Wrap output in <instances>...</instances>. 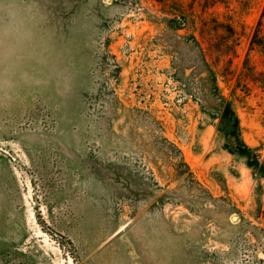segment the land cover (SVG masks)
<instances>
[{"label":"rangeland","instance_id":"374dc122","mask_svg":"<svg viewBox=\"0 0 264 264\" xmlns=\"http://www.w3.org/2000/svg\"><path fill=\"white\" fill-rule=\"evenodd\" d=\"M206 1L0 0V264H264L188 39L264 161V0Z\"/></svg>","mask_w":264,"mask_h":264},{"label":"trees","instance_id":"16d2710c","mask_svg":"<svg viewBox=\"0 0 264 264\" xmlns=\"http://www.w3.org/2000/svg\"><path fill=\"white\" fill-rule=\"evenodd\" d=\"M220 1L207 0L205 8L213 6ZM167 21L170 25L177 24L176 17L170 18ZM259 23L260 21L258 22V26L260 25ZM258 30L259 27L255 30L249 42V48L250 50L259 49L263 51L264 41L257 40ZM230 33H232L231 30ZM188 39L192 52L195 54L194 58L198 62V65L194 67H199L201 73L204 74L203 78H199V82H201L200 87H202V91L200 92L203 99L202 102L205 103L206 99L210 100L208 105H204V109L215 127L217 136L222 141V149L235 159L241 161L250 170L252 178L260 182L264 179V161L260 160L256 149L250 148L242 141L237 115L231 108L229 101L220 93L217 87V74L215 70L206 61L205 53L195 37L190 35ZM174 149L177 151L176 148Z\"/></svg>","mask_w":264,"mask_h":264},{"label":"water","instance_id":"95a60500","mask_svg":"<svg viewBox=\"0 0 264 264\" xmlns=\"http://www.w3.org/2000/svg\"><path fill=\"white\" fill-rule=\"evenodd\" d=\"M5 154H8L7 152H4ZM233 220H235V217H233Z\"/></svg>","mask_w":264,"mask_h":264}]
</instances>
